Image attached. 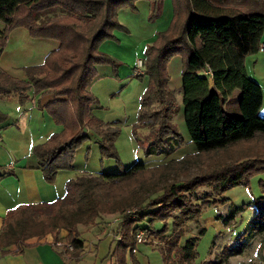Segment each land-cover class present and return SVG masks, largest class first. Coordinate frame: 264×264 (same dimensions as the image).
Listing matches in <instances>:
<instances>
[{"label":"trees","instance_id":"1","mask_svg":"<svg viewBox=\"0 0 264 264\" xmlns=\"http://www.w3.org/2000/svg\"><path fill=\"white\" fill-rule=\"evenodd\" d=\"M164 1L0 0V24L4 26L0 55L8 36L16 29L26 30L32 39L54 40L58 44L41 64L24 69L25 81L0 70V97L16 96L20 104L29 101L30 91L33 97H52V101L44 106L38 102L36 107L45 111L61 131L32 150L36 168L47 184H53L59 172L73 170L74 153L89 139L90 130L101 156L121 165L113 146L117 129L93 113L94 108H100L89 90L97 77V67L110 66L114 76L118 68V63L99 48L103 42L115 40L114 31L126 32L118 22L121 9L137 12L136 3L146 2L149 21L153 22ZM226 1L170 0L169 25L146 49L144 74L136 76L148 79L138 125L149 130L144 140L136 141L147 157H169L185 147L186 141L173 125L179 105L168 74V64L179 57L184 125L195 154L225 151L232 155L231 160L186 183H173L162 189L159 185L168 167L149 168L141 162L115 173L69 179L62 197L48 203L20 205L2 219V254L9 253L12 246L19 253L28 239H40L63 229L67 232L64 245L72 246V251H62L77 257L83 249L77 225L96 223L110 215L118 216L112 233L116 264H125L127 252L134 255L139 231L159 241L163 264L194 262L197 238L181 244L186 225L198 219L203 208L226 201L224 194L229 190L238 186L250 188L252 179L264 175V116L259 114L263 93L244 67L245 57L259 51L264 37V12L230 7ZM241 2L258 4L264 0ZM56 10L63 16L40 21ZM207 66L211 78L203 73ZM236 90L240 92L239 115L232 116L223 104ZM153 100L157 108L151 107ZM6 120L7 116L0 112V124ZM257 185L263 189L262 195L248 206L256 212L251 223L253 233L264 231V180L259 179ZM201 187L209 188L217 200L195 198ZM147 194L155 197H146ZM134 208V213L129 212ZM157 222L163 223L160 230L154 229ZM247 234L240 236L239 245ZM56 242L55 238L53 245ZM239 252V248H225L223 256Z\"/></svg>","mask_w":264,"mask_h":264},{"label":"rangeland","instance_id":"2","mask_svg":"<svg viewBox=\"0 0 264 264\" xmlns=\"http://www.w3.org/2000/svg\"><path fill=\"white\" fill-rule=\"evenodd\" d=\"M241 1L227 0L226 4L230 7L264 12V2L257 4L242 3ZM164 2L161 13L153 22L149 21L150 12L146 2L136 3L137 12L121 9L118 12V22L126 29V32L114 31L115 40L105 41L99 48L101 53L118 63L117 75H113L110 66H99L97 72L100 79L92 83L89 90L102 107L97 110L96 117L104 123L112 125L118 131L113 146L121 165L112 159L101 156L96 144L97 139H95L94 132L90 130L88 131L89 139L84 141L74 153L73 170L68 173L64 172L66 176L61 174L56 182L54 181L57 190H60V194H62L61 191L63 194L65 192L64 179L67 176L75 179L82 175L95 176L101 173H115L129 168L136 162L144 163L149 168L168 167L159 185L162 189L173 183H186L195 177L213 171L217 164L228 163L231 160L232 155L225 151L204 155L195 154V147L189 142V136L184 125L180 72H174L173 62L168 64V74L171 78L170 88L176 103L179 105V111L173 119V125L186 141V145L169 157H147L142 147L137 144V139L142 141L149 135L148 129L138 125L140 103L148 86V79L145 76L141 79L134 76L135 62L138 59L143 61L145 47L147 49L151 46L158 33L165 31L169 25V23L166 25L170 16L166 7L163 9L166 4ZM61 16H63L62 12L56 10L42 16L40 21L54 20ZM2 29L3 26L0 24V30ZM57 45L54 40H35L27 34L26 30L16 29L8 36L5 48L0 55V70L13 71L19 74L24 67L41 64L44 57L57 48ZM244 67L249 78L256 79L258 82L252 80L258 83L262 89L263 102L259 114L264 116V51H258L245 57ZM239 99L240 92L236 90L224 102L223 109L232 116L239 115L237 108ZM150 105L157 108L155 100ZM259 179L264 180V175L252 179L250 188L238 186L229 190L224 194L226 201L223 203L216 202V204L203 208L200 217L186 225L181 244L183 245L190 238H197L196 256L192 264H264V231L253 233L251 223L256 212L253 208L248 207L254 198L262 195L263 189L257 185ZM194 195L198 200L207 197L211 201L217 200L207 187L199 188ZM145 196L153 198L155 194ZM135 211L134 208L129 212L134 213ZM109 219L111 220L107 221ZM115 219H118V216L106 215L97 224L94 222L90 225L95 224L99 227L111 225L112 230L116 226ZM88 225H77V231L79 232V228L86 229ZM144 225L145 223H141V226ZM162 226L163 223L157 222L154 224V229L160 230ZM2 229L1 224L0 233ZM62 231L66 232V230L61 229L40 239L37 237L30 238L25 243L27 244L31 239L34 242L46 240L47 237H51L53 241L56 238L57 242H65L66 237L61 239L60 233ZM243 233L248 234L244 243L239 245V238ZM104 240L106 241V239ZM151 241V244L137 246L134 255L127 252L125 264H163L159 251V241L152 237ZM154 242L156 243L155 246L158 247L154 246ZM106 243L109 244L107 241ZM115 247L112 248V252ZM225 248H239L240 252L224 257L223 250ZM101 249L102 254L105 255V245Z\"/></svg>","mask_w":264,"mask_h":264},{"label":"crops","instance_id":"3","mask_svg":"<svg viewBox=\"0 0 264 264\" xmlns=\"http://www.w3.org/2000/svg\"><path fill=\"white\" fill-rule=\"evenodd\" d=\"M164 3L166 4L163 9L166 7L170 16L166 24L168 25L172 16L171 3L170 0H165ZM3 29L0 30V33ZM261 43L264 44V37ZM179 59V57H174L170 61L173 62V69L176 73H179L181 69ZM25 68H22V72L19 74L4 69L3 72L15 79L25 81ZM98 79L100 77L97 72L93 83ZM28 95L30 99L24 104H20L16 96L0 97V112L7 116V120L0 124V227L2 219L20 205L48 203L63 196V192L61 191L62 194H60V190H57L56 184L50 185L44 181L40 170L36 168V160L32 154L35 146L43 144L51 135L61 131V127L55 125L45 111L36 107L38 102L44 106L52 101V97H33L32 91ZM101 108V106L98 109L94 108L95 116L97 110ZM64 172L66 171L57 174L55 182L61 174L66 176ZM68 172L71 171L66 173ZM69 179L72 178L65 177L64 183ZM115 221L117 224L116 219ZM95 224H89L86 229L79 228L83 249L77 257L71 252L58 250L54 247L52 238L47 237L46 240L38 242H34L33 239L29 240L25 246H22L19 253H16L15 246L10 247V252L7 254H2L1 248L0 264H116L112 256V248L116 245L112 234L115 228L111 230V225L99 227ZM66 234L65 231L60 233L62 240ZM103 245L106 249L105 255L102 254ZM62 252L63 254H61Z\"/></svg>","mask_w":264,"mask_h":264},{"label":"built area","instance_id":"4","mask_svg":"<svg viewBox=\"0 0 264 264\" xmlns=\"http://www.w3.org/2000/svg\"><path fill=\"white\" fill-rule=\"evenodd\" d=\"M259 51H264V44H262V43L260 44ZM203 73H204L205 76H208L209 78H211L212 74H211V71L208 68V66L205 68ZM143 74H144L143 61L138 59L135 62L134 76H141ZM135 240H136V245L152 243L151 237L147 233H145L144 231H139L136 234ZM153 244L155 245L156 243L154 242ZM54 247H56L58 250H61V251L64 250L65 248L68 251H72V246H70V245L66 246V245H64V243H61V242H56L54 244Z\"/></svg>","mask_w":264,"mask_h":264}]
</instances>
